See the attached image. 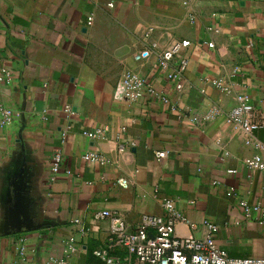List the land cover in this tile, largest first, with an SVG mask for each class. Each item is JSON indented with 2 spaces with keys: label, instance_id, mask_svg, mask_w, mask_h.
I'll return each instance as SVG.
<instances>
[{
  "label": "crops",
  "instance_id": "1",
  "mask_svg": "<svg viewBox=\"0 0 264 264\" xmlns=\"http://www.w3.org/2000/svg\"><path fill=\"white\" fill-rule=\"evenodd\" d=\"M177 42L190 43L181 52L190 61L183 91L158 64ZM146 48L152 56L137 62ZM3 70L13 80L0 100L17 116L0 129V264L63 257L72 237L73 264H105L99 251L124 258L97 214L111 211L135 229L143 215H163L165 200L196 225L178 224V236L204 238L209 221L230 257L264 258V226L240 207L264 204V171L248 166L264 150L226 119L236 95H250L264 144V0H0V77ZM127 72L149 78L170 102L124 97ZM96 129L102 138L84 135ZM90 152L109 162L84 161ZM121 177L129 189L117 185Z\"/></svg>",
  "mask_w": 264,
  "mask_h": 264
},
{
  "label": "built area",
  "instance_id": "2",
  "mask_svg": "<svg viewBox=\"0 0 264 264\" xmlns=\"http://www.w3.org/2000/svg\"><path fill=\"white\" fill-rule=\"evenodd\" d=\"M187 4L185 2V5ZM113 6V3L109 4V7ZM193 19L194 16H191V20ZM93 22V16L89 17L88 24L91 26ZM188 46H190L189 42H177L158 56L160 70L166 74L169 81L174 83L177 91H183L186 82V73L190 61L182 56L181 52ZM152 53V48H146L135 55V60L146 62ZM2 73L0 88L3 85H9L13 80L10 71L3 70ZM213 85L223 93H234L233 87L222 80H214ZM118 89L124 97L131 101L155 98L164 104L170 102L169 97L159 92L149 78L137 72H127ZM236 99V106L226 115L227 122L240 130L246 145L264 150V144L255 137L256 130L261 127V122L252 98L248 94L238 93ZM65 112L70 114L71 110L66 108ZM16 116V113L0 100V129L10 127ZM84 135L90 139H98L104 136V130L96 129L84 132ZM125 148L124 144L120 145L121 150ZM166 155L165 152L157 154L159 159L166 157ZM83 159L89 163L106 164L109 162L108 158L99 152H90L84 155ZM248 166L264 171V160L261 156H256L248 162ZM51 167L54 173H58L62 169L61 152L52 156ZM229 173L234 174L236 171L230 170ZM117 185L129 189L132 186V181L121 177L117 180ZM240 207L247 220H253L260 226H264V204L249 205L243 200L240 202ZM163 208L165 212L163 215H143L135 229H131L126 220L116 213L108 210L99 212L97 218L109 221L110 241L125 252V257H111L103 251L97 252V256L105 264H264V258L230 257L216 244L215 235L218 232V227L209 221H205L203 224L207 228V235L204 238H197L193 235L189 237L178 236V224L190 226L193 229L196 228V225L182 214L174 200H165ZM24 241V239L20 240L19 251L21 256H24L26 252ZM75 242L74 237L68 239L65 242L63 257L51 258L44 264H73L71 259L77 251Z\"/></svg>",
  "mask_w": 264,
  "mask_h": 264
}]
</instances>
